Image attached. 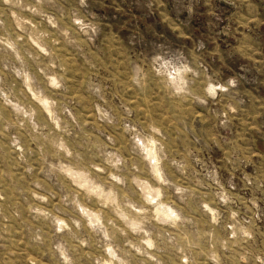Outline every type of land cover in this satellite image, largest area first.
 <instances>
[{"label":"rangeland","instance_id":"rangeland-1","mask_svg":"<svg viewBox=\"0 0 264 264\" xmlns=\"http://www.w3.org/2000/svg\"><path fill=\"white\" fill-rule=\"evenodd\" d=\"M0 264H264V0H0Z\"/></svg>","mask_w":264,"mask_h":264}]
</instances>
